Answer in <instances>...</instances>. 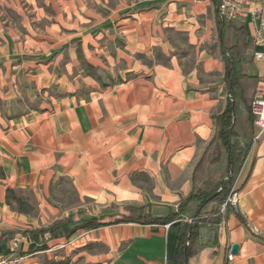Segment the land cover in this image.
I'll return each mask as SVG.
<instances>
[{
	"label": "crops",
	"instance_id": "0c3cea01",
	"mask_svg": "<svg viewBox=\"0 0 264 264\" xmlns=\"http://www.w3.org/2000/svg\"><path fill=\"white\" fill-rule=\"evenodd\" d=\"M5 3L22 18L24 31L0 27V235L14 229L9 188H30L48 199L64 179L100 209L149 205L158 217L177 210L214 135V116L226 106V64L211 1ZM226 32L228 55L245 57L239 85L256 92L264 62L254 61L252 26L226 22ZM83 42L84 51L90 43V65L109 70L113 83L90 74L80 84L73 70L79 64L76 46ZM83 86L90 91L77 94ZM34 87L63 95L30 110L25 97L43 98L31 95ZM140 176L153 183L150 191L138 184ZM238 178L239 212L202 229L204 247L190 264H264V137L252 146ZM179 231L120 223L75 234L82 236V247L107 248L93 259L98 264H173ZM62 240L50 241L45 250L29 240L16 254L24 264H52L48 253Z\"/></svg>",
	"mask_w": 264,
	"mask_h": 264
},
{
	"label": "trees",
	"instance_id": "16d2710c",
	"mask_svg": "<svg viewBox=\"0 0 264 264\" xmlns=\"http://www.w3.org/2000/svg\"><path fill=\"white\" fill-rule=\"evenodd\" d=\"M210 1L214 8L219 47L226 64L224 80L227 99L224 110L214 116V135L193 170L190 193L181 199L177 210L170 208L169 213L163 217L155 216L149 205H126L121 214L116 208L101 215L81 211L48 226L23 231L22 234L36 246H43L41 250H45L50 241L69 239L79 230L88 227L120 223L172 225L180 228L173 264H190L204 247L201 242L202 229L208 225L214 229L227 218L231 210L223 206L252 148L255 129L252 102L255 91L239 85L240 78L247 71L245 57L238 55L234 58L228 55L229 48L224 44L226 22L220 17L222 0ZM224 161V170L216 173L214 169ZM13 203L18 205V211L22 213H27L30 208L21 191L9 188L7 204L13 206ZM192 205L197 208L189 216ZM18 233L13 230L1 234L0 247L10 243Z\"/></svg>",
	"mask_w": 264,
	"mask_h": 264
},
{
	"label": "rangeland",
	"instance_id": "374dc122",
	"mask_svg": "<svg viewBox=\"0 0 264 264\" xmlns=\"http://www.w3.org/2000/svg\"><path fill=\"white\" fill-rule=\"evenodd\" d=\"M87 2L90 5V0H87ZM0 23L2 24V26L0 24V27H3L4 29L6 27H11L13 29H17V33L19 34L24 31L22 18L19 17L14 10L8 8L5 0H0ZM83 44L84 42L77 44L76 46V55L78 57L79 64L77 68H74L73 70L74 75H80V84L82 78L90 77V74L100 79L102 83H113V81L116 79L113 78L109 70H106L105 68H95L90 65V43L88 44V50L85 49V51L84 48L86 47L83 46ZM65 54L68 55V53ZM89 91L90 87L83 86L79 91H77V94H85ZM33 93L34 95L40 93L43 98L40 99V96L37 95L38 98L30 101L28 97L27 99L25 97L24 104L30 110L34 108L38 109L42 104L41 102H45L47 105L50 102V98L56 99L63 95L56 90L50 91L45 88L38 90L35 87L31 90V95H33ZM45 93L47 94L46 99H44ZM253 145L254 144L252 143V146ZM224 164L225 161L214 169L215 172L218 174L221 173L225 168ZM139 179L141 180L140 182H138V184L142 187V189L144 191H150L153 183L149 180L148 176H140ZM17 190L23 193V197L25 201L30 204V208L27 213H22L18 211V205L16 203H13V206L10 207V210L14 213V215L12 216L13 221L11 222L12 226H14V229L12 230H17L20 233H18L10 243L5 245V252H7V254H9V252L11 251L12 242L18 241V249H20V246L23 242L29 241L28 237L22 234V232L25 230L48 226L56 220L63 219L67 215H77L81 211H86L88 214L93 215L95 214V212H90V210L99 211L100 209V207L96 206V204L90 198L78 196L72 182L66 179L62 180L61 184L52 191L53 194L48 199L35 196L30 188H17ZM45 205H50L54 208L60 209L59 214L55 215L50 210H48ZM124 206H112V208L121 210V207L124 208ZM109 209L111 208L107 207L103 209L101 207L99 213L97 214L101 215ZM81 241L82 236L79 233L74 234L69 239L58 242L48 253L50 254L51 258V261L49 262H51L52 264H71L73 260L77 259V262L73 264H98L96 261H93V259H96L97 255L105 253L107 251V248L104 245L99 244H92L90 246L88 244L87 246L82 247ZM88 259H90V262L86 263Z\"/></svg>",
	"mask_w": 264,
	"mask_h": 264
},
{
	"label": "built area",
	"instance_id": "2783aa9c",
	"mask_svg": "<svg viewBox=\"0 0 264 264\" xmlns=\"http://www.w3.org/2000/svg\"><path fill=\"white\" fill-rule=\"evenodd\" d=\"M220 17L224 22L251 24L254 61L264 62V0H222ZM252 112L255 115L257 129L253 144H257L264 137V76L257 85L252 102ZM240 198L239 178H237L223 208L228 206L231 212L238 213ZM18 248L19 242H12L9 254H0V264H24V258L16 254ZM228 258L233 261L234 255L229 254Z\"/></svg>",
	"mask_w": 264,
	"mask_h": 264
},
{
	"label": "water",
	"instance_id": "95a60500",
	"mask_svg": "<svg viewBox=\"0 0 264 264\" xmlns=\"http://www.w3.org/2000/svg\"><path fill=\"white\" fill-rule=\"evenodd\" d=\"M238 245H234L232 248V253L236 254L238 252Z\"/></svg>",
	"mask_w": 264,
	"mask_h": 264
}]
</instances>
